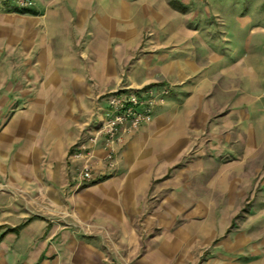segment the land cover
Returning <instances> with one entry per match:
<instances>
[{
    "label": "rangeland",
    "instance_id": "obj_1",
    "mask_svg": "<svg viewBox=\"0 0 264 264\" xmlns=\"http://www.w3.org/2000/svg\"><path fill=\"white\" fill-rule=\"evenodd\" d=\"M24 10L33 47L0 48V264H264V0ZM130 94L150 119L108 135Z\"/></svg>",
    "mask_w": 264,
    "mask_h": 264
},
{
    "label": "built area",
    "instance_id": "obj_2",
    "mask_svg": "<svg viewBox=\"0 0 264 264\" xmlns=\"http://www.w3.org/2000/svg\"><path fill=\"white\" fill-rule=\"evenodd\" d=\"M19 6L26 8L32 4V0H17ZM110 107L106 109L107 118L105 119L104 129L108 135L112 136L117 125L129 122L133 125L148 121L150 119L149 109H141V101L137 95H119L111 97ZM85 176H89L84 172Z\"/></svg>",
    "mask_w": 264,
    "mask_h": 264
},
{
    "label": "crops",
    "instance_id": "obj_3",
    "mask_svg": "<svg viewBox=\"0 0 264 264\" xmlns=\"http://www.w3.org/2000/svg\"><path fill=\"white\" fill-rule=\"evenodd\" d=\"M37 6V5H35ZM23 9H19V11H14V12H0V21H8V22H17V20L24 21L26 23L25 29L20 33L18 32V26L16 24L13 26L12 29L9 30H4V33L0 32V48L5 44L6 39H10V42L13 46V49L17 51L18 49H21L22 47H28L31 46L33 47V32H34V25H33V18L34 16L37 15L33 10H26V11H21ZM34 15V16H33ZM21 44V46H20ZM44 50H42L44 53H46L47 49L46 47H43ZM50 49H48L49 51ZM51 51V50H50ZM52 52V51H51ZM49 52V53H51ZM50 59V58H49ZM52 61V60H51ZM56 62L53 60L52 61V66L49 68H56L55 65ZM49 66V65H48Z\"/></svg>",
    "mask_w": 264,
    "mask_h": 264
},
{
    "label": "trees",
    "instance_id": "obj_4",
    "mask_svg": "<svg viewBox=\"0 0 264 264\" xmlns=\"http://www.w3.org/2000/svg\"><path fill=\"white\" fill-rule=\"evenodd\" d=\"M175 8H177V9H181L182 7H181V5H177V6L175 5ZM22 9H25V8H22ZM24 11H26V10H24ZM9 230H10L11 232H12V231L14 232V231H15V228H10Z\"/></svg>",
    "mask_w": 264,
    "mask_h": 264
}]
</instances>
